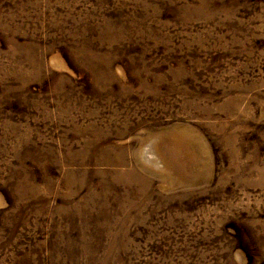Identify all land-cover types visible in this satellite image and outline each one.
<instances>
[{
  "label": "rangeland",
  "instance_id": "obj_1",
  "mask_svg": "<svg viewBox=\"0 0 264 264\" xmlns=\"http://www.w3.org/2000/svg\"><path fill=\"white\" fill-rule=\"evenodd\" d=\"M0 264H264V0H0Z\"/></svg>",
  "mask_w": 264,
  "mask_h": 264
}]
</instances>
